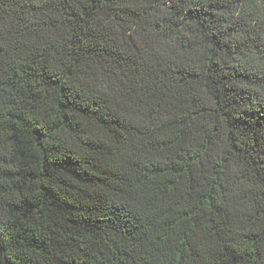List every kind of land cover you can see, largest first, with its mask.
<instances>
[{
	"label": "trees",
	"instance_id": "obj_1",
	"mask_svg": "<svg viewBox=\"0 0 264 264\" xmlns=\"http://www.w3.org/2000/svg\"><path fill=\"white\" fill-rule=\"evenodd\" d=\"M0 264H264V0H0Z\"/></svg>",
	"mask_w": 264,
	"mask_h": 264
}]
</instances>
